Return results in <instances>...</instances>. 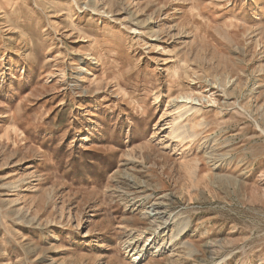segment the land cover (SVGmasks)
<instances>
[{"label": "rangeland", "instance_id": "obj_1", "mask_svg": "<svg viewBox=\"0 0 264 264\" xmlns=\"http://www.w3.org/2000/svg\"><path fill=\"white\" fill-rule=\"evenodd\" d=\"M0 264H264V0H0Z\"/></svg>", "mask_w": 264, "mask_h": 264}, {"label": "bare ground", "instance_id": "obj_2", "mask_svg": "<svg viewBox=\"0 0 264 264\" xmlns=\"http://www.w3.org/2000/svg\"><path fill=\"white\" fill-rule=\"evenodd\" d=\"M181 98L184 101H179L178 99L173 100V103L175 104L174 108H175V111H176V113H175L176 117L173 120H171L172 122L170 124V127H168V126L167 127L170 130V136L171 137L176 138V139H180V142H183L184 136H182V133L181 134L179 133V132H181V131H179L180 130L179 124H180L181 120L184 118V116L190 110H192V104H193V102L195 100H193V98L191 96H184V97H181ZM180 103H183V104H180ZM161 130H163V129H161ZM151 138L153 139V138H155V136H152ZM145 215H147L149 218H154V217H156L157 215H160V214H159L157 208L155 206H152V211L149 212V213H145ZM150 247H151V239H148L146 244H144V246L142 247V249H136V250L131 249L128 252L129 259L132 260L134 263L140 262L142 260V258L144 257V253L148 252ZM150 249L151 250H155L156 253L161 251V249H158L156 247H152Z\"/></svg>", "mask_w": 264, "mask_h": 264}]
</instances>
